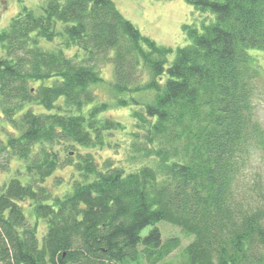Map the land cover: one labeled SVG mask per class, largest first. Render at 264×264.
I'll use <instances>...</instances> for the list:
<instances>
[{
    "label": "trees",
    "instance_id": "trees-1",
    "mask_svg": "<svg viewBox=\"0 0 264 264\" xmlns=\"http://www.w3.org/2000/svg\"><path fill=\"white\" fill-rule=\"evenodd\" d=\"M186 1L204 19L175 49L111 0H41L0 30V264H264V0ZM107 65L128 132L101 117ZM115 132L130 166L94 155Z\"/></svg>",
    "mask_w": 264,
    "mask_h": 264
},
{
    "label": "rangeland",
    "instance_id": "rangeland-1",
    "mask_svg": "<svg viewBox=\"0 0 264 264\" xmlns=\"http://www.w3.org/2000/svg\"><path fill=\"white\" fill-rule=\"evenodd\" d=\"M41 0H0V30L7 25L10 19L20 11L22 6L36 7ZM124 18L129 20L142 35L154 40L157 44L171 47H182L189 43L182 31L183 25H193L200 29L204 15L195 11L186 0H111ZM250 54L261 53L258 51H249ZM258 57L262 78L264 79V54ZM105 83L95 87L94 91L98 101L109 102L106 111L101 114L102 118H109L113 121L123 124L127 130L132 129V122L127 109L116 108L112 104V94L108 83L111 80V67L105 66L103 71ZM256 108V117L264 126V85L262 80L258 84V93L254 100ZM100 117V118H101ZM112 144L118 143L117 148L95 150L94 155L98 158H110L116 164L130 166L126 158V148L128 145V136L124 133L115 132L109 138ZM74 157L76 150H68ZM62 157V155H61ZM74 159V158H73ZM264 166V154L261 158ZM17 167L16 163L12 164V169ZM71 167L58 169L52 177L46 181V186L52 188L53 193L60 194L65 188L71 186ZM6 176L0 175V180ZM63 180V185L56 184L57 181ZM28 214V213H26ZM160 231L162 240L168 237H177L180 239V249L183 250L192 240V236H187L175 227L166 222H160L156 225ZM151 227L146 228L141 236H145ZM172 259H177V253L171 255ZM179 263V257L177 261Z\"/></svg>",
    "mask_w": 264,
    "mask_h": 264
}]
</instances>
